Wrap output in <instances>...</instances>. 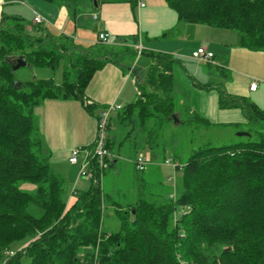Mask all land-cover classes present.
Returning a JSON list of instances; mask_svg holds the SVG:
<instances>
[{
	"label": "trees",
	"instance_id": "obj_1",
	"mask_svg": "<svg viewBox=\"0 0 264 264\" xmlns=\"http://www.w3.org/2000/svg\"><path fill=\"white\" fill-rule=\"evenodd\" d=\"M43 1L71 9L75 18L96 11L95 2H127L133 7L137 3ZM165 1L177 13L179 24L236 31L241 47L264 51V0ZM12 18L0 22V226L8 233L6 243H0V264H21L23 254L28 264H264V132L255 131V140L248 132L246 142L194 150L182 166L180 189L173 198L153 202L140 198L138 206L118 213L122 227L110 233L104 229L105 196L94 185L103 172L95 169L88 191L71 194L68 202L66 180L40 154L41 135L33 109L48 98L72 99L93 113L86 98L93 75L107 63L124 64L128 70L145 56L146 75L136 100L119 112L121 122L131 124L136 117L144 127L149 110V116L160 123L175 121L181 99L174 89V70L181 61L144 49L139 54L137 36L113 47L109 35L99 33L97 41L84 48L72 39L52 35L42 25L28 31L25 20ZM101 34L108 36L107 43ZM13 56L24 58L29 67L52 70L65 61L63 83L36 80L15 86L6 61ZM218 92L221 109H239L248 125L264 127V111L251 101L220 88ZM185 110L192 117L180 125L195 120L209 125L190 106ZM156 135L150 131L148 147L153 148ZM108 148L113 153L109 141ZM24 185L31 188L21 189ZM44 231V237H37ZM24 240H29L28 245L13 253L14 245Z\"/></svg>",
	"mask_w": 264,
	"mask_h": 264
},
{
	"label": "crops",
	"instance_id": "obj_2",
	"mask_svg": "<svg viewBox=\"0 0 264 264\" xmlns=\"http://www.w3.org/2000/svg\"><path fill=\"white\" fill-rule=\"evenodd\" d=\"M140 4H144L145 7H140ZM95 8L96 11L90 9L75 18L71 9L43 0H0V22L4 19L10 22L12 17L17 16L27 22L28 31H31L33 25H42L47 27L52 35L72 39L84 48L94 44L99 33H107L109 44L113 47H121L124 45L123 39L137 36L138 45H141L145 51L168 54L181 61V65L174 70V89L177 94H180L182 88L176 84L175 75L177 72L182 74L185 69L180 58L188 60L199 48L205 47L214 55L213 62L201 63L205 65L202 71L199 68L195 69L193 74H186L189 89L202 100L199 107H192L188 97V106L192 111L210 125L226 124L225 127L232 126L236 129L248 125L241 110L220 111L222 109L219 104L218 88L233 97L248 99L258 109L264 111V51L241 47L239 34L236 35L238 32L197 24L181 25L178 23L177 13L165 0H137L134 7L127 2H103L97 4ZM36 17H40L43 23H35ZM221 32L224 34L234 32L236 39L228 42L224 35L223 40ZM141 57L145 60L141 72L143 81L149 60L145 56ZM65 66V61H61L55 69L54 77L35 76L33 81L53 80L57 85H61L64 80ZM135 69V66L127 70L124 64L121 66L107 63L93 75L86 89L87 103L93 106V113L89 112L81 102L72 99L48 98L34 107V118L41 135L40 154L48 159L55 174L62 176L66 183L69 180V185L73 186L76 181L71 168L77 166L69 163L71 152L78 147L93 145L97 135L96 114L110 105H120L124 109L135 101L128 103L133 96L124 97L125 89L131 82L130 79L136 75ZM199 76L202 81L199 80ZM142 81L137 80L135 83L137 93ZM252 84H257L256 91L251 90ZM113 118L117 119L122 127L125 126L126 131L125 136L120 133L111 138L115 156L111 169H116L115 173L118 174L121 173V161L124 160L123 142L129 140L127 132L131 124L121 122L119 112L114 113L111 116L109 132ZM153 149L154 147L150 149L151 152ZM137 158L138 156L132 161L135 169ZM146 160L148 166L154 165L151 157ZM175 191H177L176 188ZM76 192L78 191H73V193ZM115 204L121 206L119 203Z\"/></svg>",
	"mask_w": 264,
	"mask_h": 264
},
{
	"label": "rangeland",
	"instance_id": "obj_3",
	"mask_svg": "<svg viewBox=\"0 0 264 264\" xmlns=\"http://www.w3.org/2000/svg\"><path fill=\"white\" fill-rule=\"evenodd\" d=\"M221 33L223 40L225 39L224 35H226L228 42L230 40L233 42L236 39L234 32H232V34H224V32ZM236 35H238V33H236ZM180 59L183 61L185 69H183L182 74L177 72L175 75L176 84L182 88L180 90V94L177 96L181 99V101L177 104L178 106L176 107L174 113L175 121L168 120L160 123V120L155 116H149V114L152 113L151 110H149L145 114L146 123L143 127L141 125V121L136 120L135 117V120L131 122V127L127 132L129 140L123 142L125 147L122 151V157L124 160L121 161V173L119 172L116 174V169L113 170L110 168L108 171H104L101 175L96 177L94 181L95 187L100 189V192L102 193L101 196H105V205L107 209L103 213L104 229L110 233L119 232L122 227L118 213L123 214L124 211L129 212L131 208L138 206L137 203L140 198L152 202L155 200L168 201L175 195V188L179 192L180 184L183 178L182 166L187 164L194 150L202 148L203 146L217 148L234 145L240 141V143L246 142V137L238 136V134L242 132H251L253 134L252 139L255 140L257 139L255 131L264 132V127L261 125L254 127L244 125L241 126L240 129H236L232 126L225 127L226 124L223 123L221 126L210 124L202 125L196 120L190 125H180V123H184L192 117V115L187 113L185 110V107H189L188 97L190 98V104L192 107H199V105L202 104L201 98L189 89V81L187 80L186 74H193L195 69L198 70L199 68L202 71L203 66H205L204 64L193 60L192 56L190 57L191 60L184 58ZM123 62L126 61L124 60ZM144 62L145 60L142 57H139L138 60L136 59L135 61L134 66L136 68V75L130 79L131 82L128 83L124 94V97H127V95L133 96V99L128 101V103L136 100L135 98L138 96L135 83L137 80L142 81L143 75H141V72L144 67ZM54 72L56 71H52L50 69H35L34 67L28 66L16 71L14 79L15 81H20L21 83L25 81L30 82L36 78L35 76H38L39 78H43L47 75L54 77ZM71 75H74L73 71ZM199 80L202 81L200 76ZM220 111H223V109ZM150 131H156L157 133L155 144L152 145V147H154L152 150L153 152H151V148L145 144V142H148L147 137ZM125 132V126L122 127L118 120L113 118L112 127L108 134L109 143L112 141L111 138L117 134L122 133L125 136ZM35 137L36 136L34 135V138ZM112 150L114 151L113 146ZM136 156L143 157L145 159H149V157H151L154 165L147 166V169L143 172L137 171L135 166L132 164V161L136 158ZM165 160L167 162H165ZM152 166L154 167L152 168ZM71 170L73 175L76 176L77 182L75 181L72 186V184L69 185V180L67 181L66 200L70 198L74 190H77L78 192H85L88 191L91 185L89 178L80 176L79 165L75 168H71ZM26 188H31V186H21V189ZM108 195H110V197ZM115 203H119L122 207H115ZM117 209L120 211L117 212ZM174 221L171 220V227L174 226ZM3 229L4 228L0 226V243H4L5 237L8 235V233H6ZM46 232L47 231L42 232L37 237H44ZM28 241L29 240H24L23 242L14 245L12 248L13 253L14 251L17 252L23 249ZM5 254V257H7L8 254ZM23 255L22 259H20V263L28 264L29 259L25 256V254ZM14 257L16 256H13V258ZM8 258L9 257L6 259ZM178 259L183 261L181 260V257ZM189 262L192 263V261Z\"/></svg>",
	"mask_w": 264,
	"mask_h": 264
},
{
	"label": "built area",
	"instance_id": "obj_4",
	"mask_svg": "<svg viewBox=\"0 0 264 264\" xmlns=\"http://www.w3.org/2000/svg\"><path fill=\"white\" fill-rule=\"evenodd\" d=\"M140 7H145L140 4ZM35 23L42 24L43 20L40 17L35 18ZM108 36L101 34L100 39L107 43ZM139 54L143 48L141 45L136 46ZM192 59L199 63H211L214 60V55L210 53L205 47L199 48L192 54ZM252 91L257 90V84H252ZM120 105H110L104 110L100 111L97 118V135L91 147H78L72 150L69 163L71 165H79L80 176L92 179V173L95 169L100 170V173L109 169L110 164L114 161L115 156L108 148V134L110 129L111 116L114 113L122 111ZM137 171L143 172L147 169L148 162L143 157H138L135 162ZM172 196L171 198H173Z\"/></svg>",
	"mask_w": 264,
	"mask_h": 264
},
{
	"label": "water",
	"instance_id": "obj_5",
	"mask_svg": "<svg viewBox=\"0 0 264 264\" xmlns=\"http://www.w3.org/2000/svg\"><path fill=\"white\" fill-rule=\"evenodd\" d=\"M95 5H97L96 2H95ZM6 61L11 65L13 74H15V72L18 71L21 68L28 67L27 62L22 57L13 56V57L7 58ZM14 84H15V86L18 87V86L21 85V82L15 81ZM238 136L239 137H250L251 135L249 133H243L242 132V133H239Z\"/></svg>",
	"mask_w": 264,
	"mask_h": 264
}]
</instances>
